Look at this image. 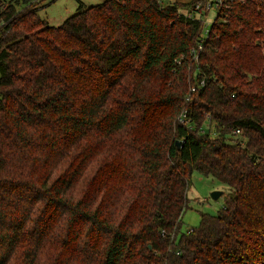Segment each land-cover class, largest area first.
Listing matches in <instances>:
<instances>
[{
  "label": "trees",
  "instance_id": "16d2710c",
  "mask_svg": "<svg viewBox=\"0 0 264 264\" xmlns=\"http://www.w3.org/2000/svg\"><path fill=\"white\" fill-rule=\"evenodd\" d=\"M43 1L0 0V264H264V0L202 37L177 3ZM194 170L231 193L178 235Z\"/></svg>",
  "mask_w": 264,
  "mask_h": 264
},
{
  "label": "rangeland",
  "instance_id": "374dc122",
  "mask_svg": "<svg viewBox=\"0 0 264 264\" xmlns=\"http://www.w3.org/2000/svg\"><path fill=\"white\" fill-rule=\"evenodd\" d=\"M5 2L9 0H3ZM37 0H34V2ZM103 0H44L42 5L37 9V14L40 18L46 19L50 25H60L68 16L74 14L82 6H90L91 4L100 3ZM194 1L193 5L200 2V10L203 11L202 19V34L206 35L209 31L210 23L215 16L216 0H209L211 3L207 10L208 0H161L162 5L167 3H177L179 10L182 13L189 11L187 3ZM82 4L81 7L79 5ZM191 5V6H193ZM186 196L189 199V204L184 214L181 217L179 224V232L186 233L188 230L196 228L200 221V212H208L215 214L218 209L225 204V200L231 193L230 188L223 182L216 180L210 175H204L197 170L192 172L189 179ZM218 191V197L213 198L212 192Z\"/></svg>",
  "mask_w": 264,
  "mask_h": 264
},
{
  "label": "built area",
  "instance_id": "2783aa9c",
  "mask_svg": "<svg viewBox=\"0 0 264 264\" xmlns=\"http://www.w3.org/2000/svg\"><path fill=\"white\" fill-rule=\"evenodd\" d=\"M212 2H210L208 0V3H207V10L208 8L210 7ZM220 3V0H216L215 2V6H216V9H217V6L219 5ZM198 8H200V2H197L196 4H194L193 6H191L189 8V11L186 12L185 14H187L188 16H191L193 18H200L202 19V15H203V11L198 10ZM216 13V12H215ZM203 20V19H202ZM202 36H205L201 33V37ZM202 45L200 43H198V46H197V50L201 49ZM196 54H194V60L196 59ZM201 84H203V81H201ZM191 90L193 91L194 88H191ZM177 121H179V123H181L182 125H187L188 127L191 126L193 124V121L191 119V117L189 116L188 112L186 109H184L177 117ZM207 124H205V128H206ZM236 133H238V130H235Z\"/></svg>",
  "mask_w": 264,
  "mask_h": 264
},
{
  "label": "water",
  "instance_id": "95a60500",
  "mask_svg": "<svg viewBox=\"0 0 264 264\" xmlns=\"http://www.w3.org/2000/svg\"><path fill=\"white\" fill-rule=\"evenodd\" d=\"M175 144H176L177 147H179L180 144H181V140H176ZM218 194H219L218 191L217 192L215 191V192L211 193V196H213V198H217Z\"/></svg>",
  "mask_w": 264,
  "mask_h": 264
}]
</instances>
